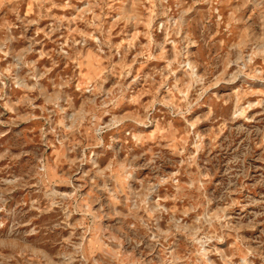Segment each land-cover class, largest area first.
<instances>
[{
	"label": "rangeland",
	"instance_id": "obj_1",
	"mask_svg": "<svg viewBox=\"0 0 264 264\" xmlns=\"http://www.w3.org/2000/svg\"><path fill=\"white\" fill-rule=\"evenodd\" d=\"M0 264H264V0H0Z\"/></svg>",
	"mask_w": 264,
	"mask_h": 264
}]
</instances>
